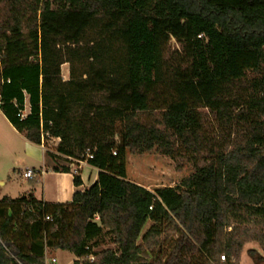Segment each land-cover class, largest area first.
I'll use <instances>...</instances> for the list:
<instances>
[{
    "label": "trees",
    "instance_id": "1",
    "mask_svg": "<svg viewBox=\"0 0 264 264\" xmlns=\"http://www.w3.org/2000/svg\"><path fill=\"white\" fill-rule=\"evenodd\" d=\"M199 108L216 111L214 203L182 192L167 209L125 179L124 118ZM0 112L98 170L68 203L3 196L0 264H45L51 250L74 264H239L252 242L264 263V0H0ZM210 208L208 257L196 220ZM103 238L114 249L96 252Z\"/></svg>",
    "mask_w": 264,
    "mask_h": 264
},
{
    "label": "rangeland",
    "instance_id": "2",
    "mask_svg": "<svg viewBox=\"0 0 264 264\" xmlns=\"http://www.w3.org/2000/svg\"><path fill=\"white\" fill-rule=\"evenodd\" d=\"M171 45L175 46L174 41ZM61 77L63 80L68 78L67 64L61 66ZM124 126L125 140L129 144L126 152L127 179L153 192H161L163 206L167 209L180 203L182 192L197 193L213 205L217 169L215 110L199 108L127 113ZM23 144L20 137L0 125V199L21 195L28 181L20 177V173L25 168L41 165L42 150L31 146L28 156ZM56 145L53 138L43 139L47 164L51 168H69L72 161L58 155ZM32 172L30 180L35 179V169ZM213 219L214 210L210 208L200 213L196 220L199 246L209 257ZM107 248L114 249V246L103 238L98 241L95 251ZM248 249L262 253L256 243H248L243 247L239 264H254L246 254ZM51 259L55 262L51 263ZM45 264H74V256L67 251L51 250L46 253Z\"/></svg>",
    "mask_w": 264,
    "mask_h": 264
},
{
    "label": "crops",
    "instance_id": "3",
    "mask_svg": "<svg viewBox=\"0 0 264 264\" xmlns=\"http://www.w3.org/2000/svg\"><path fill=\"white\" fill-rule=\"evenodd\" d=\"M0 125L5 126L10 131L15 133L18 137L24 141V147L26 148L25 152L28 153V156H30V147L36 146L39 149L42 150V162L41 165L38 167H31V168H25V169H35L36 175L35 179L30 180L27 179L28 184L27 187L24 188L21 191V195H23L26 192H31L33 197L37 200H41L46 203H68L72 199V195L76 191H83L87 189L90 185H92L96 179L98 170L89 166L85 162H77L73 161L69 163V172H55L51 168V165H48L45 158V153L43 152V148L39 145H35L27 141L23 134L18 133L5 119V117L0 112ZM56 143H58V139H54ZM127 154L125 155V179L133 184H136L147 191L154 193L149 188L142 186L138 183H135L129 179H127V162H126ZM75 162V163H73ZM24 169V170H25ZM23 170V171H24ZM22 171V172H23ZM78 172L80 179H81V185L78 187H75L73 185V175ZM20 177H22V173H20ZM23 178V177H22ZM25 179V178H23ZM19 195V196H21ZM17 196V197H19ZM14 197V198H17ZM178 206V205H177ZM176 206V207H177ZM174 208V207H172ZM170 208V209H172ZM198 233V231H197ZM49 252V251H47ZM46 252V253H47ZM45 253V254H46ZM211 256V255H210ZM209 257V256H208ZM263 264V263H261Z\"/></svg>",
    "mask_w": 264,
    "mask_h": 264
},
{
    "label": "built area",
    "instance_id": "4",
    "mask_svg": "<svg viewBox=\"0 0 264 264\" xmlns=\"http://www.w3.org/2000/svg\"><path fill=\"white\" fill-rule=\"evenodd\" d=\"M40 146H41V148H43V141H41V145H40ZM88 158H91V156H88ZM22 177L25 178V179H30V178H32V177H33L32 169H25V170L22 172ZM220 258H221V260H224V257H223V256H221ZM93 259H94V256H93L92 253H90V254H87V255L82 256V257H80V258H77L76 260H77L78 262H81L82 260H86V261L92 262ZM50 261H51V263H54V262H55L54 259H51Z\"/></svg>",
    "mask_w": 264,
    "mask_h": 264
}]
</instances>
